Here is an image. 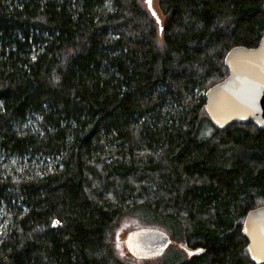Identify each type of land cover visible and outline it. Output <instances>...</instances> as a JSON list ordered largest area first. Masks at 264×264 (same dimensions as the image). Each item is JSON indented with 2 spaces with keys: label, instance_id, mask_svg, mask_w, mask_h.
I'll return each mask as SVG.
<instances>
[{
  "label": "trees",
  "instance_id": "16d2710c",
  "mask_svg": "<svg viewBox=\"0 0 264 264\" xmlns=\"http://www.w3.org/2000/svg\"><path fill=\"white\" fill-rule=\"evenodd\" d=\"M263 3L0 0V264H253L264 131L204 105ZM131 214L171 237L160 261L117 254Z\"/></svg>",
  "mask_w": 264,
  "mask_h": 264
},
{
  "label": "water",
  "instance_id": "95a60500",
  "mask_svg": "<svg viewBox=\"0 0 264 264\" xmlns=\"http://www.w3.org/2000/svg\"><path fill=\"white\" fill-rule=\"evenodd\" d=\"M146 2L151 10L152 0ZM224 65L228 69L227 77L205 92L207 117L220 130L232 124L252 122L264 131V31L256 47L239 46L229 50ZM241 235L246 240L249 261L264 264V206L246 214ZM171 243L165 231L154 227L134 228L123 239L126 252L133 259L143 261L162 256ZM202 253L201 250L189 255Z\"/></svg>",
  "mask_w": 264,
  "mask_h": 264
},
{
  "label": "rangeland",
  "instance_id": "374dc122",
  "mask_svg": "<svg viewBox=\"0 0 264 264\" xmlns=\"http://www.w3.org/2000/svg\"><path fill=\"white\" fill-rule=\"evenodd\" d=\"M140 224L141 223L139 221V218L136 217L135 215L131 214L130 217L127 215V216H124L123 218H121L115 224L113 230L111 231V233H110V239L112 240V243L114 245V248H115L117 254L121 258H126V256H127V252H126V250H125V248L123 246L124 236L126 235V233L128 231H130V230L138 227V225H140ZM161 258H163V257H159L157 260L160 261ZM161 262H163V261H161ZM161 264H163V263H161Z\"/></svg>",
  "mask_w": 264,
  "mask_h": 264
},
{
  "label": "snow or ice",
  "instance_id": "6c2138e0",
  "mask_svg": "<svg viewBox=\"0 0 264 264\" xmlns=\"http://www.w3.org/2000/svg\"><path fill=\"white\" fill-rule=\"evenodd\" d=\"M54 224L57 223L56 221L53 222Z\"/></svg>",
  "mask_w": 264,
  "mask_h": 264
}]
</instances>
